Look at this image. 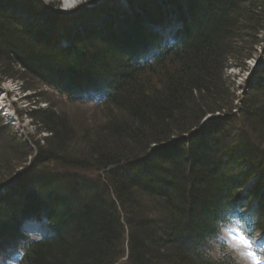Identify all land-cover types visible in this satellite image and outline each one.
Masks as SVG:
<instances>
[{"label":"trees","instance_id":"trees-1","mask_svg":"<svg viewBox=\"0 0 264 264\" xmlns=\"http://www.w3.org/2000/svg\"><path fill=\"white\" fill-rule=\"evenodd\" d=\"M21 1V6H27L28 20L36 25L30 26V29L20 27L14 13L0 11V69L4 70L2 74L13 78L17 76L25 81L26 78L31 79L30 77L34 76L47 77L49 74L65 72L68 83L74 89L93 84L103 85L107 92L105 103L112 108L111 112L115 116L120 114L116 119L112 118L106 123L100 122V131L93 135V138L89 136L90 140L84 147L87 153L73 155L65 153L68 143L66 136L73 132L69 123L62 117H57L54 112H31L30 115L37 125L49 134L45 138L46 146H40L38 149L41 152L39 158H55L80 168L92 165L96 170L105 172L104 181L101 179L99 182H85L80 185L85 195L74 210L65 207L61 209L62 213L65 212L63 215L58 212L57 217L61 220L62 228L63 222L65 223L66 231L64 232L63 228L64 233L55 242L27 247L22 264H113L118 254L122 253L125 240V225L123 224L121 230L123 221L118 205L122 207L127 218L124 223L130 229L131 264H216L205 254L207 241L213 235L211 225L207 222L204 228L196 226L191 217L192 211L188 207L192 201H197L195 199H200L204 205L219 200L221 195H226L223 165L216 154L219 153L220 142L215 148L207 147L201 153L203 162H198V167H193V170L189 153H180L176 141L169 144L172 151L164 156V165L160 166L157 162L154 166L156 171H173V177L166 179L162 185L161 198L153 195L151 188L144 189L145 195L156 200L162 199L157 202L156 207H159L160 211H157L155 217L149 215L146 208L144 210L147 216L144 219L139 217L137 211L143 209V204L119 192L122 185L132 184L135 188L144 181L151 183L154 173H140L138 169L130 168L135 161L122 166L119 164L145 154L143 149H151L147 143L152 140L161 144L169 137L171 139L185 134L187 130L183 132L185 124L182 122L185 116L181 113L184 106L177 103L181 93L184 94L183 97L189 95L185 107L186 111L187 108L190 110L187 111L188 114L206 116L208 113L229 112L234 109L236 98L230 96V89L223 84L222 72L225 68L219 74V82L213 86L205 85L204 88V84H209L208 81L205 83L206 79L214 77L219 70L218 66L211 65L208 77L203 81V73L195 70L193 64L196 61L201 62L198 59L208 57L209 51L205 50V44L209 38H217L224 43L218 51L229 65L239 60H249L260 43V34H264V0H210L208 6L202 5L205 0H130L132 5L127 13L112 1L110 6L101 7L100 14L103 16L95 13L89 22L79 24L84 33L86 32L82 37H70L68 33H72V29L69 28L67 32V20L45 11L39 2ZM141 19H145L146 23L149 21L155 24L182 22V30L187 35L186 43L181 47L170 45V48H160V45L151 43L159 51L155 54L153 63L148 65H135L133 58H136L137 54H133V58L126 61L110 65L109 61L116 55V50H128L129 54L126 56H131V49L135 48L136 41L128 43L131 37L126 35L125 29L134 28L137 25L133 22L139 23ZM202 20V28L194 29L193 25ZM138 29L135 32L137 35ZM120 35L121 41L117 45L116 41ZM99 37L106 38V42H98V50L89 52ZM132 38L140 40L139 35ZM66 39L70 41V45L68 49H63L60 43ZM240 56L242 57L239 58ZM18 65L25 71L19 69L15 75L11 74L12 71L7 74V70H14ZM261 74V82L247 96V100L243 101L241 113L247 125V135L251 132L250 128L260 130V135H256L258 139L262 138L260 141L263 142L264 68ZM196 122L197 118L193 119L189 126L196 128L199 125H195ZM236 131L241 133L237 136L236 145L232 147V154L239 162L253 165L250 166L252 170L247 173L248 178L254 176L251 174L257 170V175L264 176L260 152L252 143L246 141L243 128ZM85 132L86 130L82 129L80 135ZM221 133L220 136L225 135V132ZM239 148L245 150L239 152ZM175 152L181 157L176 156L175 162L172 163L171 154ZM29 155L30 151L18 155V160L13 159L16 164H4V158L0 157V165L3 166L0 170L3 171L0 183L3 179L11 177L15 168L24 164ZM9 156L12 159L13 155ZM212 163H215V169L219 168L221 171V178L215 172L216 179L203 182L202 173ZM187 166L190 168H186ZM126 168L130 169L127 173ZM6 169L7 171H4ZM181 170L186 180V183L182 184L183 188L175 182L171 183ZM225 180H228V176H225ZM201 184H206L208 188L198 191L197 188ZM216 192L218 194L208 196V193ZM89 207L99 209V212L87 215L85 209ZM75 210L81 212L75 218L76 224L69 217ZM209 211L206 210L207 217L210 216ZM15 216L16 212L0 200V235L7 232L3 227L13 226ZM133 221H139L144 227L137 230L131 224ZM151 227L157 230L156 235L147 230ZM77 228L91 232L89 238L84 236L87 239L84 244L77 245L74 239L70 241L71 244L69 242L68 235ZM158 234L164 237L163 244L160 240H153ZM223 264H231V260L226 258Z\"/></svg>","mask_w":264,"mask_h":264},{"label":"bare ground","instance_id":"bare-ground-1","mask_svg":"<svg viewBox=\"0 0 264 264\" xmlns=\"http://www.w3.org/2000/svg\"><path fill=\"white\" fill-rule=\"evenodd\" d=\"M79 0H62L63 5L65 8L67 7H74L77 5ZM152 22V21H151ZM133 24H136L138 29V35L139 38H142L145 34V30H147L150 27H153L155 25V23H150L149 21L146 23L145 19H141L138 22H133ZM227 29V28H226ZM224 31V30H223ZM229 32V30L227 31ZM223 42L217 38H209L207 43L205 44V47H207L205 50L209 51V55L208 57H204L203 60L196 61V63H194L193 65L195 66V70L197 69V71H200V74L203 73L202 77H203V81L205 80L206 77H208V74L211 70V65L213 67V65H217L219 69L218 71H216V73L213 75L214 77H209L206 79L205 83L208 81L209 84H204L203 87L205 88V85L208 86H213L217 83L218 79H219V74L221 72V70L223 68H225L222 72V76H223V81L225 80V75H226V71L228 69V63L226 62V58H223L220 54V52L218 50L222 49L223 47ZM242 56H240L239 58H241ZM196 60V59H193ZM226 60V61H225ZM247 61V60H245ZM243 61V62H245ZM241 62V63H243ZM193 63V62H192ZM196 71V72H197ZM262 80V74L261 72H258L255 79L253 80L252 83H250L249 87H248V93H250L251 91H253V89L258 85L259 82H261ZM222 81V82H223ZM219 82V81H218ZM223 84L225 85L226 82H223ZM226 87H228L231 91L232 87H230V85H225ZM193 92V91H192ZM184 94H179L178 98H177V103L183 104L182 106H184V108L181 110V113H184L183 115L185 116L184 118V124H185V128L183 130V132H185V134L182 135V137L184 138L185 141H176V145H178L179 147V152L181 153H189L190 155V166L193 170V167H198L197 165L198 162L202 163L203 162V158L201 153H203L208 145L209 142L211 140H213L214 138L218 137L219 134H222L221 132H225L228 131L229 129H233L234 126L229 122V120L227 118H229V116L226 118L222 113L218 112L217 113H208L202 116V114H200L199 116L197 115V113L195 114H188V110L189 108H187V111L185 109L186 105L188 104L187 99L189 97V95L184 96ZM190 111V110H189ZM197 115V116H196ZM205 116V117H204ZM207 117H212L213 121L212 123H207L205 120L207 119ZM197 118V122L195 123V125L199 124L198 126H196L195 129H193L194 127L189 126L190 122L193 121V119ZM171 121V120H170ZM181 125V124H180ZM179 125V126H180ZM251 130V129H250ZM170 137L167 138L164 141H170ZM147 146L149 147H155L156 143L154 142V140H152L151 142L147 143ZM24 149H25V145H24ZM145 150V153H148V150H146V147L143 149V151ZM243 150H245L244 148H239V152H242ZM160 155L159 151H154L152 152L151 155H149L150 160L153 162L155 160H157ZM176 160V152L171 154V161L172 163L175 162ZM219 161L222 163L223 166H234L242 175L243 178L241 179L242 183L243 181L246 180L247 178V174H246V170H245V165L241 162L238 161L237 158L235 157H231L230 159L227 158V156L225 155H220L219 156ZM263 165L264 162L262 161ZM215 163H212V165H209V168H207L206 170L203 171L202 173V181L206 182L209 181L211 179H216V173H218V177L221 176V171L218 169L214 168ZM190 167H186V168H190ZM140 169H144L146 171H148V174L153 175V181L151 183L149 182H142L141 185H138L137 187L134 188V186L131 185H126V186H121L119 189V192H121V194L123 196H129L131 199L132 197L138 202V203H144L145 201V197L147 198L146 200H156L153 199L147 195H145V191L144 189L147 188H151V191L153 193V195L161 198L162 196V185H164L166 179H170L173 177V171H161L158 170L156 171V168H151L148 165H139ZM197 171V169H196ZM220 175V176H219ZM176 179H174L173 181H171V183L175 182L176 184H179L181 186V188H183L182 184L186 183V180L184 178L183 175V170L180 171L179 174H176V176L174 177ZM221 178V177H220ZM264 179V176H263ZM24 185V189L28 190L29 188H31L32 185H30V183L26 180H23V184ZM80 186L79 185H75L74 187L71 188V192L72 193H76L79 197L82 196V192L79 190ZM208 188L206 184H201L198 186V191H201L200 189H205ZM47 190V189H46ZM246 190L248 192H252V189L246 188ZM218 194V192L216 193H208V196L210 195H216ZM43 197H45V195H42ZM150 196H152L150 194ZM149 199V200H148ZM162 199H158L156 200V202H160ZM196 204L199 205L201 202V200L196 199ZM51 202L57 203V199H51ZM127 202V201H124ZM164 207V206H162ZM78 210V209H77ZM75 210L73 213L69 214L70 219L74 220V224H76L77 220H75V218L77 217L78 213H81L79 211ZM87 211V215H94L95 211L99 212V209H96L94 207H89L88 209H85ZM137 214L139 217H141L142 219H144L147 216V213L145 212L144 209H138ZM131 224L137 229V230H141V228L144 227V225H142L139 221H133L131 222ZM121 226V230L122 227H124L123 223L120 225ZM120 230V228H118ZM148 231L152 232L154 235H156L157 230L154 227L148 228ZM86 235V231L84 229H76L75 232H72L70 235H68V239L69 242L74 239L75 243L77 245H80V243L84 244V241L87 240L84 238V236ZM154 241H159L163 244L164 243V237L160 236L159 234L153 238ZM71 244V242H70ZM69 244V245H70ZM81 246H86V245H81ZM69 248V247H68ZM182 254V253H181ZM112 259V258H111ZM155 261V260H154ZM111 262V261H109ZM112 263V262H111ZM108 263V264H111Z\"/></svg>","mask_w":264,"mask_h":264},{"label":"rangeland","instance_id":"rangeland-1","mask_svg":"<svg viewBox=\"0 0 264 264\" xmlns=\"http://www.w3.org/2000/svg\"><path fill=\"white\" fill-rule=\"evenodd\" d=\"M52 1H54V0H52ZM56 1L59 3V5L64 6L63 2L61 0H56ZM122 2H125V1L122 0ZM80 4H84V5L88 4V0H79L77 5L75 6V8H77V7L80 8L81 7V6H79ZM79 8H77L76 10H78ZM262 59L264 60V45H261V47L257 48L256 53L253 55L252 60H249V62H246V61L243 62V61L239 60L236 63H233L232 65H228V69L226 71L224 82H226L225 85H230V87H232V89L229 93L230 96H233L235 98H239L240 100L243 99L244 97H247L248 87H249L250 83H252L253 80L255 79V76H256L255 73L258 70V65L260 64L259 62ZM241 62H243V63H241ZM2 71H4V70H2ZM10 71H12L11 72L12 75H15L16 69L7 70V74H9ZM8 83H11V82L4 81V83L0 85V92L2 94H4L3 96H0V110L5 105H10L11 108H13V111L15 113V115L12 114L13 117L16 120L18 118L20 120L22 126L24 127L25 136L28 135V138L33 140V141H36L38 138L39 139L44 138L43 136H46V133H48V132L44 131L45 133L42 132L39 136H37L36 129H34V127L31 125L32 123H31L30 118L25 115L27 110L30 108L29 100L23 99L24 96L18 92L19 90L14 89L12 87H9L11 85H9ZM28 83L33 85V87H34L33 93L36 96L40 95V96H38V98H36V100L39 99L40 102L42 103V106L45 108H48V109H50L51 107L55 108L57 110L58 114L60 115V117L68 120L70 127H72L73 132L71 133V135L66 136L68 143L66 144L65 153H69V154H73V155L77 154V153H79V154L80 153H82V154L87 153L86 149H84V147H85L86 143L88 142V140H90L89 136L92 137L93 135H96V133H98L100 131V127H101L100 122L103 121V123H106L107 120L110 121V119H112V118L116 119V117L120 115V114H117L115 116V114H113L111 112V109L107 110V113L105 114V110H103V109L97 110L96 108H94V104H91V103H83V104L72 103L71 104V103L67 102V99L64 96L56 94L53 90L48 89L46 87L42 88V86L40 84H38V82H36L35 80H33V81L28 80ZM7 85H9L8 88H6ZM39 87H40V89H39ZM9 89L14 90L15 92L13 94H11L10 92H8ZM240 100L236 101L235 105L239 106ZM1 113H2V111H1ZM237 120H238V123H242V125L245 128L247 127L246 123H244V120H242V118L237 119ZM80 129L86 130V132L84 134L80 135ZM250 129H251V132L249 133V136L251 137L250 141L251 142L253 141L254 143H256L257 139H258L256 134L259 133V135H260L261 131L260 130H254L253 128H250ZM50 139H52V138H50ZM258 140L262 141L263 139L261 138ZM19 141H21V140H19ZM53 141H54V139H53ZM54 144H55V142H54ZM261 146H262V149L264 150V141L262 142ZM20 150H21V148L18 147L17 148V155L22 154V152ZM6 151L7 150H3L2 148H0V157L4 158V161H5L4 164L5 163L11 164L12 162H10V156H9L8 152H6ZM176 156L181 157V156H179V154H177ZM63 157H64V155L61 156L62 159H63ZM90 160H92V159L90 158ZM0 161H2V160H0ZM1 167H3V166L0 165V170L2 169ZM89 167H91L90 169H92L91 174H93V175L96 174V171H94L96 169L93 168L92 165H89ZM71 168L73 170H75V169L81 170V169L77 168L76 166H72ZM4 171H7V169ZM1 174H3V171H0V175ZM97 174L99 175L100 173H98V171H97ZM245 206H246V209H248L252 213V214L250 213V215L255 217L257 210H255L254 207H251L248 205H245ZM147 210L150 211L151 209L148 208ZM90 234H91V232L87 230L86 236L88 238H89ZM228 235L231 237V240L236 241L237 243H239L241 241L240 236L235 231L233 232V231L229 230ZM80 263H83V262H80Z\"/></svg>","mask_w":264,"mask_h":264},{"label":"clouds","instance_id":"clouds-1","mask_svg":"<svg viewBox=\"0 0 264 264\" xmlns=\"http://www.w3.org/2000/svg\"><path fill=\"white\" fill-rule=\"evenodd\" d=\"M232 225L227 218L218 221L213 235L207 241L205 254L216 264H223L230 258L231 264H264V246L259 250L258 233H250L239 243L228 235Z\"/></svg>","mask_w":264,"mask_h":264}]
</instances>
